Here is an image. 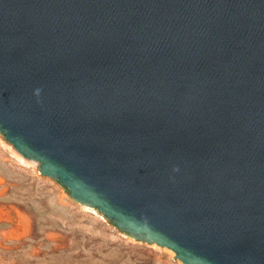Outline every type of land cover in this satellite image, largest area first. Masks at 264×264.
<instances>
[{
  "label": "water",
  "instance_id": "1",
  "mask_svg": "<svg viewBox=\"0 0 264 264\" xmlns=\"http://www.w3.org/2000/svg\"><path fill=\"white\" fill-rule=\"evenodd\" d=\"M0 135L182 264H264V0H0Z\"/></svg>",
  "mask_w": 264,
  "mask_h": 264
},
{
  "label": "rangeland",
  "instance_id": "2",
  "mask_svg": "<svg viewBox=\"0 0 264 264\" xmlns=\"http://www.w3.org/2000/svg\"><path fill=\"white\" fill-rule=\"evenodd\" d=\"M37 167L0 135V264H182L75 203Z\"/></svg>",
  "mask_w": 264,
  "mask_h": 264
},
{
  "label": "bare ground",
  "instance_id": "3",
  "mask_svg": "<svg viewBox=\"0 0 264 264\" xmlns=\"http://www.w3.org/2000/svg\"><path fill=\"white\" fill-rule=\"evenodd\" d=\"M14 154V153H13ZM17 156V155H16ZM18 157H19V155H18ZM20 158V157H19ZM21 161V160H20ZM23 161V160H22Z\"/></svg>",
  "mask_w": 264,
  "mask_h": 264
}]
</instances>
